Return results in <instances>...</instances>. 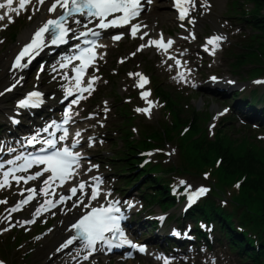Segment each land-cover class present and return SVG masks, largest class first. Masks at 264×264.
Masks as SVG:
<instances>
[{"label":"snow or ice","instance_id":"6c2138e0","mask_svg":"<svg viewBox=\"0 0 264 264\" xmlns=\"http://www.w3.org/2000/svg\"><path fill=\"white\" fill-rule=\"evenodd\" d=\"M146 2L150 3L151 0H146ZM14 3L17 7H13ZM174 3L178 10V19L180 21L188 19L189 23H194V20L190 17V10L195 9L196 0H174ZM200 3L201 6L207 7L204 0H200ZM29 5L33 6V13L39 11L41 7H46L51 18H48L35 30L30 42L25 44L15 56V62L12 68L21 69L27 67V63H22V61L27 60L30 63L38 51L47 46L46 36L50 38V43L54 46L67 43L69 37L80 41L86 47L77 45L76 53L65 57L59 63L60 69L70 68L73 73L72 76H69L67 73L63 74V79L71 81V86L65 88L66 97L73 96L76 93L79 94L72 101L73 104H78L80 99L86 98L83 95L84 93L90 95L94 91V84L98 79L96 76H91L86 81L84 79L87 68L92 66L97 58L96 49L103 47L96 39H89V37L100 36V31H96L95 29L105 30L127 27L132 38L138 37L141 40H144L145 36L148 35L147 32L142 31V28L146 26L133 23L143 10L141 0H6V2L0 3V9L6 10L4 15H0V21H3L7 16L9 23H12L13 20L9 14L11 12L19 14L21 11H26ZM29 19H31V16H29ZM71 25L80 26L83 30L77 33ZM89 25H93V27H89ZM189 36L195 39L194 34L189 33ZM121 38V34H116L111 37L113 41H119ZM182 38L188 39L189 37ZM224 39V37L219 35L208 38L204 50L209 51L208 45H211L210 54H214ZM173 43L174 41L172 39H167L165 42L161 34V39H148L146 43L139 46L137 51H141L145 47L154 46L158 51L166 55ZM167 58L175 60L177 67L180 66V61L174 56L169 55ZM76 61L79 63H74ZM129 76L139 78L136 83V87L138 88H143L144 84L147 83V79L141 73H129ZM182 78L183 76L181 75ZM149 95L150 93L146 91L142 92L141 98L151 106L152 102L147 99ZM41 96L42 94L39 91H33L28 95L26 100L20 103L19 107H35L41 103ZM136 111L141 112L147 110L138 108ZM71 119L72 115L69 109L64 113L63 125H67ZM49 128H55L56 131H62L63 134L57 137L56 132H51L49 135L52 138L47 140H40L39 134L32 136L27 140V143L29 145L41 143L43 147L39 149V153L28 157L17 156L15 160H8L7 163L14 165V167L9 170L0 171V176L3 177L0 179V189L10 187V177L17 185L21 184V182L24 185H28L30 181L39 182V187L21 189L19 195L23 198L15 206L6 209L9 216L4 217V219H9L11 213L22 210L24 206L28 205L37 197H43L44 199L34 208L32 219L18 222V226L34 223L45 212L51 211L52 208L58 205L72 201L75 207H87L89 211L70 226L69 231H73L74 235L70 236L64 242L62 245L63 248H67L74 242L79 241L82 245V250L86 253L83 259L88 260L89 256L97 250V244L101 246L107 245L109 249L113 246H119L114 244L117 234L120 237L121 244H128L134 249L137 248V245L128 241L124 237V233L120 230L119 222L122 217L119 215L121 209L118 206V201L107 200L106 206L101 205L100 207L91 205V201H96L101 197L100 184L102 181L100 177H92L91 183L80 181L77 184H72L66 192H57L58 188L70 184L80 174V161L83 157L79 152L74 150L80 143L79 138L82 133L76 131L70 145L65 144L57 147L58 144H63V142L68 140V129L53 122L44 128L43 131L48 132ZM17 161H20V163H17ZM34 166L39 169L35 173L27 176L16 175L17 173H26ZM93 167L96 166L92 165L88 171H91ZM2 169H4V163L0 162V170ZM180 183L184 184L185 182L181 181ZM87 188H90V192L85 191ZM207 191L203 187L195 190L190 194V202H194L196 198ZM25 193H27L26 196ZM86 196L88 197V202L85 201ZM74 197L75 200L73 199ZM0 203L6 204L7 200H0ZM138 250L143 252L144 248L139 247ZM165 264H167V261H165Z\"/></svg>","mask_w":264,"mask_h":264},{"label":"trees","instance_id":"16d2710c","mask_svg":"<svg viewBox=\"0 0 264 264\" xmlns=\"http://www.w3.org/2000/svg\"><path fill=\"white\" fill-rule=\"evenodd\" d=\"M254 1L256 2L257 7L253 12L252 20L250 22L253 27L260 32V36H258L256 40L248 46L247 51L244 52L253 57H255L254 49L264 51V0ZM240 61L241 56L238 55L235 63ZM159 91L166 97L170 94V92L161 89ZM169 105L176 113L181 109L179 107H174L172 104ZM178 121L179 124H184L186 122L180 119ZM191 127L192 132H197L199 130L196 121L192 122ZM234 131L239 134L238 137H235L229 130L219 136L215 143L208 144L203 138H198L195 142L188 144L186 147V153L183 154L181 158L182 168L180 169L184 170L189 168L190 170H197L202 163L213 162L215 157L220 156L222 157V162L219 172L223 183L228 184L234 179L235 175H247L245 183L241 186V196L237 199L236 205L239 210L238 214H240L241 222L254 226L261 232L263 240L260 253L257 257L264 261V146L258 144L252 139V135L247 129H235ZM167 133L168 130L166 131V135ZM126 135L127 134H125V136ZM151 136L154 139H161L162 134L160 132L151 133ZM233 141H239V144L232 149V145L234 144ZM124 145L126 151L122 152L120 159L123 165L129 168L121 171L120 174H124L126 171L131 170L134 161L139 160L136 158L135 149L127 142H125ZM212 153L215 154V156L213 155L214 157H212ZM249 175H254L256 179L250 181L251 176ZM140 176V173H137L135 177L130 175L129 184L132 185ZM146 179L151 182L152 186L156 184L150 177H147ZM162 191L163 200L161 204H165L169 199L166 198V191ZM169 204H171V202H169ZM206 214L207 213H205V215ZM214 217L226 220L225 226H227V230L229 231V238L232 242L237 243V247L245 252L247 249H250L249 245L245 242H240L239 238H234L232 225L227 217L218 211L214 212ZM250 256L255 259L254 254H251Z\"/></svg>","mask_w":264,"mask_h":264},{"label":"rangeland","instance_id":"374dc122","mask_svg":"<svg viewBox=\"0 0 264 264\" xmlns=\"http://www.w3.org/2000/svg\"><path fill=\"white\" fill-rule=\"evenodd\" d=\"M163 3V0H159L158 2H157V4H159V6L157 7V5H156V7H155V11H154V14L156 15V17H158V19H159V22H162V20H163V18L166 16V15H168L169 14V12H168V10H167V8H166V6H165V4L163 5L162 4ZM159 12H163L162 14H160ZM264 74V73H263ZM231 133H234L235 134V132L234 131H232L231 130ZM236 136H237V134H236ZM178 163V159L176 160V162H175V164H177ZM239 176H245V174L244 175H239ZM249 176H251V179H250V181H254L255 179H256V177L254 176V175H249ZM245 183V182H244ZM252 192H253V190H252ZM263 192V191H262Z\"/></svg>","mask_w":264,"mask_h":264},{"label":"bare ground","instance_id":"6f19581e","mask_svg":"<svg viewBox=\"0 0 264 264\" xmlns=\"http://www.w3.org/2000/svg\"><path fill=\"white\" fill-rule=\"evenodd\" d=\"M25 36V33H23L21 36H20V38H23ZM2 83V82H1Z\"/></svg>","mask_w":264,"mask_h":264}]
</instances>
